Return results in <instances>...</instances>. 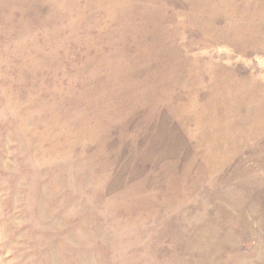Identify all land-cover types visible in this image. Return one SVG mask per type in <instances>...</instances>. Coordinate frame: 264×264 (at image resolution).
Returning <instances> with one entry per match:
<instances>
[{"label": "rangeland", "instance_id": "374dc122", "mask_svg": "<svg viewBox=\"0 0 264 264\" xmlns=\"http://www.w3.org/2000/svg\"><path fill=\"white\" fill-rule=\"evenodd\" d=\"M0 264H264V0H0Z\"/></svg>", "mask_w": 264, "mask_h": 264}, {"label": "bare ground", "instance_id": "6f19581e", "mask_svg": "<svg viewBox=\"0 0 264 264\" xmlns=\"http://www.w3.org/2000/svg\"><path fill=\"white\" fill-rule=\"evenodd\" d=\"M229 101H230V100H229ZM255 101H256V100H255ZM261 101H262V100H261ZM261 101H260V102H261ZM216 116H217V115H216ZM253 116H254V115H253ZM255 116H256V115H255Z\"/></svg>", "mask_w": 264, "mask_h": 264}]
</instances>
